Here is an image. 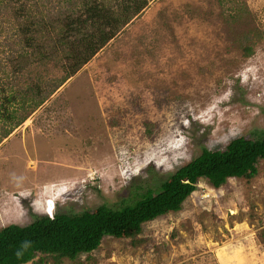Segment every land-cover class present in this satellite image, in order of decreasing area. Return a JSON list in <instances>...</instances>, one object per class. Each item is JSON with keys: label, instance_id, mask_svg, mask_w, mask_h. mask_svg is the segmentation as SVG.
<instances>
[{"label": "rangeland", "instance_id": "1", "mask_svg": "<svg viewBox=\"0 0 264 264\" xmlns=\"http://www.w3.org/2000/svg\"><path fill=\"white\" fill-rule=\"evenodd\" d=\"M44 3L39 16L67 6ZM18 5L0 2V228L48 215L49 200L53 215L121 207L133 185L264 128V0H151L75 72L61 29L22 33ZM139 236L26 264H264V159L252 179H202Z\"/></svg>", "mask_w": 264, "mask_h": 264}, {"label": "trees", "instance_id": "2", "mask_svg": "<svg viewBox=\"0 0 264 264\" xmlns=\"http://www.w3.org/2000/svg\"><path fill=\"white\" fill-rule=\"evenodd\" d=\"M10 1L14 5L20 2L14 7L17 19L28 21L20 26L22 33L61 29L60 38L71 44L75 53L72 55L76 60L72 69L75 72L117 34L120 25L140 14L151 0H114L118 7L108 0H63L67 6H59L56 14L48 16L36 14L45 6L44 0ZM239 9L243 13L249 11L245 4ZM250 39L249 33L240 39L247 56L254 54L253 46L248 45ZM7 100L10 103L14 98ZM40 102H34L31 107ZM4 109L9 112L7 107ZM13 113L8 117H14ZM27 115L16 116L14 120L20 124ZM262 159L264 128L254 130L249 138L232 139L218 150L204 147L189 163L160 178L156 176L154 183L133 185L130 200L121 207L102 204L94 212L57 211L52 217L33 213L29 223H12L0 228V264H26L36 258L38 263H47L49 257L56 263L75 260L81 254L94 251L107 236L131 238L138 244L144 240L139 236L143 225L180 211L202 179L215 188L226 185L232 178L252 179L257 176Z\"/></svg>", "mask_w": 264, "mask_h": 264}, {"label": "bare ground", "instance_id": "3", "mask_svg": "<svg viewBox=\"0 0 264 264\" xmlns=\"http://www.w3.org/2000/svg\"><path fill=\"white\" fill-rule=\"evenodd\" d=\"M49 204H50V208L48 210H50L53 206H55V202L53 200H49Z\"/></svg>", "mask_w": 264, "mask_h": 264}, {"label": "clouds", "instance_id": "4", "mask_svg": "<svg viewBox=\"0 0 264 264\" xmlns=\"http://www.w3.org/2000/svg\"><path fill=\"white\" fill-rule=\"evenodd\" d=\"M46 212L48 213L49 216H51V217L53 216V211L52 210H46Z\"/></svg>", "mask_w": 264, "mask_h": 264}]
</instances>
